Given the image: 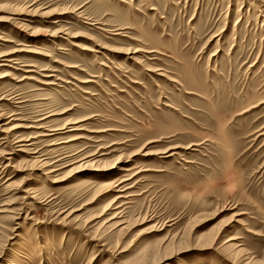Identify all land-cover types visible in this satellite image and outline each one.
<instances>
[{"label":"rangeland","instance_id":"obj_1","mask_svg":"<svg viewBox=\"0 0 264 264\" xmlns=\"http://www.w3.org/2000/svg\"><path fill=\"white\" fill-rule=\"evenodd\" d=\"M5 62L0 264H264V0H0Z\"/></svg>","mask_w":264,"mask_h":264},{"label":"bare ground","instance_id":"obj_2","mask_svg":"<svg viewBox=\"0 0 264 264\" xmlns=\"http://www.w3.org/2000/svg\"><path fill=\"white\" fill-rule=\"evenodd\" d=\"M23 11V10H22ZM29 11V10H28ZM19 12V11H18ZM12 19V18H11ZM4 61H6V62H9V63H16V62H14V61H12V60H10V59H7V60H4ZM0 63V65H7V66H10V67H12L11 65H8V63ZM4 76H6V75H1L0 77H4ZM40 83H42V84H50V81H40ZM52 83V82H51ZM48 115H46V116H43V117H41L38 121H42V120H44V119H47L48 117H50V115H53V114H55V113H53V114H50V111H49V113H47ZM41 115V114H40ZM0 117H2V115L0 114ZM76 123V122H75ZM73 127H71V129H69V131L70 130H79V129H81V128H78V127H74V125H72ZM80 126V125H79ZM17 128V127H21V126H14V128ZM26 127H34V128H43V130H48V131H50V129H49V127H47L46 125H40V126H38V127H36V126H32V125H28V126H26ZM59 129H61V128H59ZM55 130H57V128L55 129ZM47 135V134H46ZM20 142V141H19ZM66 156V155H65ZM67 158V157H66ZM71 159V158H70ZM68 160V159H67ZM73 160H75V159H73ZM69 161H71V160H69ZM69 161H67L63 166H61V168L62 167H66V166H69V165H72V164H75V163H78V165L76 166L77 168H86V167H94V168H101V165H100V162H99V160L97 159L96 160V158L94 157V156H91L90 154L89 155H87V156H84V157H82V158H80L79 160H77V161H71V162H69ZM43 165V164H42ZM55 170L56 169H50V172L49 173H52V172H55ZM125 170V169H124ZM47 174V173H46ZM52 181H55V180H52ZM109 186V185H108ZM121 188V187H120ZM231 239H233V238H229L228 240H226V241H230ZM230 245V244H229ZM228 245V246H229ZM235 260V259H234ZM234 260H232L231 261V263H234V264H236V262L237 261H234ZM253 263V262H255V261H247V262H245L244 264H250V263Z\"/></svg>","mask_w":264,"mask_h":264}]
</instances>
